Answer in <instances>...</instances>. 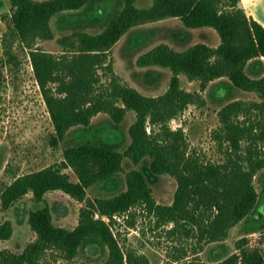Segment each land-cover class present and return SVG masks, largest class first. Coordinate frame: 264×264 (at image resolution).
Returning a JSON list of instances; mask_svg holds the SVG:
<instances>
[{"label":"trees","instance_id":"1","mask_svg":"<svg viewBox=\"0 0 264 264\" xmlns=\"http://www.w3.org/2000/svg\"><path fill=\"white\" fill-rule=\"evenodd\" d=\"M9 1L13 7L12 28L31 48L35 76L56 140L65 139L73 125L89 126L102 111L111 115L115 127L128 109L135 110L136 120L130 127L131 143L125 148L121 142L101 138L69 143L63 161L21 174L1 186L4 210L32 194L29 224L37 237L23 250H1L0 264H38L49 248L64 252L68 258L65 264H151L146 255L120 245L112 230L117 213L145 205L164 222L183 226L187 233L201 239L218 241L227 238L231 227L260 207L254 180L264 169V67L259 62L264 58V24L247 13L240 0H153L147 7H139L138 0H113L114 8L106 13L101 6L109 0ZM83 8L90 15L95 13L91 19L101 22V30L77 29L63 36L60 41L66 50L61 55L36 46L38 39L55 37V15ZM167 17H179L187 27H214L221 42L217 46L198 42L184 50L162 42L143 53L138 59L140 65L172 70L167 91L148 96L113 71L109 51L132 27ZM102 67L112 72L106 85H102ZM181 74L200 80L202 89L217 78L227 77L231 85L259 96L258 100L234 99L220 110L221 123L214 137L226 154L223 161L206 160L190 152L184 128L170 126V121L190 104L202 101L200 92L182 87ZM125 157L135 164L149 157L151 171L174 176L178 183L174 201L158 204L146 174L134 168L127 173V189L111 197L89 199L75 227L55 223L46 193L60 189L83 200L90 186L123 171ZM68 167L77 180L64 171ZM13 230V222L4 221L0 240L9 239ZM236 244L239 252L214 264H264L262 252L250 247L246 237ZM82 250L108 251V257L101 262L73 263ZM224 252L223 248L219 253Z\"/></svg>","mask_w":264,"mask_h":264},{"label":"rangeland","instance_id":"2","mask_svg":"<svg viewBox=\"0 0 264 264\" xmlns=\"http://www.w3.org/2000/svg\"><path fill=\"white\" fill-rule=\"evenodd\" d=\"M152 1L138 0L137 5L147 7ZM239 4L264 23V0H240ZM101 7L106 13L114 8V2L109 0ZM12 12L10 1L0 0V194L1 186L15 177L63 161L64 149L69 143L101 138L121 142L123 148L127 147L132 140L130 127L136 120L135 110L128 109L119 127H115L111 115L102 111L92 118L89 126L73 125L65 139L56 140L55 127L35 76L31 48L15 34L11 25ZM94 14L90 15L86 8L58 13L52 19L55 37L38 39L36 46L61 55L66 50L60 41L63 36L77 29L90 32L101 30V22L91 19ZM162 42L184 50L198 42L217 46L221 36L211 26L187 27L179 17L150 21L132 27L114 44L109 51V63L112 62L113 71L123 82L142 93L148 96L163 94L170 86L172 70L158 65L142 66L138 62L143 53ZM260 60L264 67V58ZM253 65L254 61L249 68ZM100 73L102 85L109 83L112 72L102 67ZM180 76L182 87L200 92L202 101L190 104L184 113L170 121V126L184 128L190 152L195 151L206 160L223 161L226 154L219 149L214 137V131L221 123L220 110L234 99L258 100V94L231 85L227 77L217 78L202 89L200 80H190L185 74ZM148 129L152 130V126L148 125ZM123 166V171L110 180L90 186L83 200L75 199L60 189L46 193L55 223L75 227L89 199L111 197L126 190L127 173L134 168L146 174L158 204L174 201L177 179L168 173L151 171L149 157L143 158L139 164L125 157ZM64 171L70 173L74 180L78 179L72 168H64ZM254 182L260 206L264 203V169L258 172ZM32 207V194H27L8 210L2 208L0 198V225L6 220L14 224L13 235L0 240V251L5 248L20 251L36 239L37 234L29 224ZM112 230L123 249L146 255L151 264H214L225 256L239 252L236 243L243 237L247 238L250 247L258 248L264 258V211L260 212L259 208L231 227L227 238L218 241L201 239L187 233L183 226L164 222L145 205L117 213ZM223 248L225 252L220 254ZM107 257L108 251L96 253L82 250L74 257L73 263L83 260L101 262ZM67 261L64 252L49 248L38 264H65Z\"/></svg>","mask_w":264,"mask_h":264},{"label":"crops","instance_id":"3","mask_svg":"<svg viewBox=\"0 0 264 264\" xmlns=\"http://www.w3.org/2000/svg\"><path fill=\"white\" fill-rule=\"evenodd\" d=\"M256 18H257V17H256ZM257 19L260 20L259 17H258ZM260 21H261V20H260ZM261 22H262V21H261ZM262 23H263V22H262ZM263 24H264V23H263ZM256 176H257V175H256ZM259 210H260V212H263V211H264V203L260 205ZM257 215H258V214L255 213V216H256V217H257Z\"/></svg>","mask_w":264,"mask_h":264}]
</instances>
